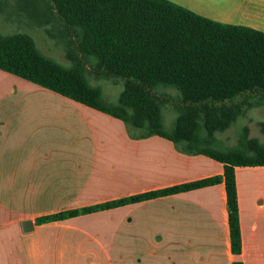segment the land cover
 <instances>
[{"label": "crops", "instance_id": "obj_1", "mask_svg": "<svg viewBox=\"0 0 264 264\" xmlns=\"http://www.w3.org/2000/svg\"><path fill=\"white\" fill-rule=\"evenodd\" d=\"M167 1L264 33V0ZM215 139L216 147L230 148ZM234 172L237 256L223 182L36 223L222 176L223 165L158 136L141 138L117 119L0 71V264H264V166Z\"/></svg>", "mask_w": 264, "mask_h": 264}, {"label": "trees", "instance_id": "obj_2", "mask_svg": "<svg viewBox=\"0 0 264 264\" xmlns=\"http://www.w3.org/2000/svg\"><path fill=\"white\" fill-rule=\"evenodd\" d=\"M13 5V7H12ZM26 14L59 43L70 67L45 56L22 32L0 35V71L121 121L141 138L158 136L181 153L223 165L222 176L147 192L38 219H71L223 182L233 255L241 251L235 167L264 166V143L247 127L233 148H215V135L264 99V33L201 17L167 0H0V16ZM97 79H120L116 104L103 100ZM172 88L178 96L158 93ZM177 113L166 131L162 107ZM261 101V100H260ZM264 133V123L258 125ZM233 264H242L234 262Z\"/></svg>", "mask_w": 264, "mask_h": 264}, {"label": "rangeland", "instance_id": "obj_3", "mask_svg": "<svg viewBox=\"0 0 264 264\" xmlns=\"http://www.w3.org/2000/svg\"><path fill=\"white\" fill-rule=\"evenodd\" d=\"M13 7V5H12ZM22 32L29 35L36 47L47 57L52 58L57 63L65 67H70L71 63L66 59L63 47L55 40L48 38L43 28H38L27 17L26 14H14L13 12L8 16H0V35H9ZM88 80L91 85L98 86L102 91L103 100L108 104H116L119 94L121 93L123 86L120 79H96L93 75H88ZM158 93H165L172 98H176L178 93L172 88H164L158 86L156 88ZM252 102H261L260 105L250 108L246 111L244 116L238 117L236 122L225 132L216 134V138L222 143L231 145L230 148L238 145L239 136L243 130V127H247L249 131V138H256L260 142L264 143V133L258 126L260 123H264V99L259 97L250 98ZM261 100V101H260ZM170 104H165L162 107L163 125L166 131H170L174 127L175 119L177 117L176 111L173 109V103L177 102L172 100ZM217 149H221L216 147Z\"/></svg>", "mask_w": 264, "mask_h": 264}, {"label": "water", "instance_id": "obj_4", "mask_svg": "<svg viewBox=\"0 0 264 264\" xmlns=\"http://www.w3.org/2000/svg\"><path fill=\"white\" fill-rule=\"evenodd\" d=\"M22 230H23L24 232H29V231H31V230H32V224H31V222H30V221L23 222V223H22Z\"/></svg>", "mask_w": 264, "mask_h": 264}]
</instances>
